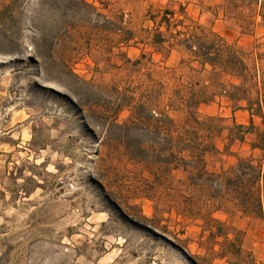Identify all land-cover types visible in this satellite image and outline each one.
I'll use <instances>...</instances> for the list:
<instances>
[{
  "label": "rangeland",
  "instance_id": "374dc122",
  "mask_svg": "<svg viewBox=\"0 0 264 264\" xmlns=\"http://www.w3.org/2000/svg\"><path fill=\"white\" fill-rule=\"evenodd\" d=\"M170 22L240 47L252 79L214 77L174 39L155 42L160 31L169 39ZM165 67L197 89L214 78L242 86L239 93L262 87L264 0H0V264H264V216L214 212L227 238L179 213L181 203L138 196L126 209L111 196L107 184L119 191L132 175L106 137L119 132L108 121L126 93H150ZM255 88L240 107L225 95L200 106L203 116L245 125L232 154L224 152L227 132L215 139L223 154L209 157L210 170L261 158L252 143L264 135V118L247 109ZM129 114L123 109L118 122ZM235 237L240 255L231 253Z\"/></svg>",
  "mask_w": 264,
  "mask_h": 264
},
{
  "label": "trees",
  "instance_id": "16d2710c",
  "mask_svg": "<svg viewBox=\"0 0 264 264\" xmlns=\"http://www.w3.org/2000/svg\"><path fill=\"white\" fill-rule=\"evenodd\" d=\"M160 22L163 24L164 20ZM171 24L167 25L169 39H165L160 31L161 39L155 42L174 39L172 44L183 45L203 67L210 65L214 77L227 73L242 77L244 82L252 79L248 78L250 69L245 61L246 53L240 47L200 25L182 30L173 29ZM164 69L166 72L158 71L160 77L150 93H126L119 108L112 113L114 118L108 121V129L116 127L119 132L117 137L112 138L109 134L106 137L120 145L124 157L121 164L132 175L127 185L117 186L119 191L115 192L114 186L108 183L112 188L110 194L126 209H130V198L138 196L161 204L181 203L179 213L203 219L204 229L217 228L214 233L228 238V232L222 226L224 222L214 218V212L224 210L264 216V135L252 143V149L262 151L261 158L239 157L227 169L210 170L209 157L218 159L223 154L215 139L227 132L224 152L232 154L230 148L234 142L245 140V134L240 133L245 125L225 124L226 119L220 115L203 116L199 108L214 101L218 95L227 96L240 107L239 102L247 98L245 91L250 93L256 86L258 98L256 101L248 99L247 109L251 111L252 119L254 115L264 118V85L259 88L255 83L239 93L242 86L225 84L214 78L212 87L197 89L177 83L174 72L167 67ZM165 77L175 82L170 84ZM126 108L130 114L120 123L117 117ZM172 113H180L182 118L178 120ZM180 170L186 173L183 179H177L174 174ZM233 242L237 249L231 253L240 255L242 240L235 237ZM228 254L226 251L220 256Z\"/></svg>",
  "mask_w": 264,
  "mask_h": 264
}]
</instances>
